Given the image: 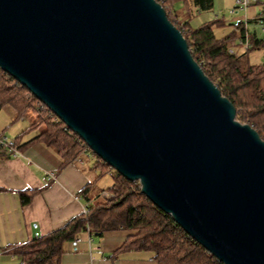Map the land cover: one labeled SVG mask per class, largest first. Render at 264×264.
<instances>
[{"label":"water","instance_id":"1","mask_svg":"<svg viewBox=\"0 0 264 264\" xmlns=\"http://www.w3.org/2000/svg\"><path fill=\"white\" fill-rule=\"evenodd\" d=\"M0 67L224 264H264V139L158 0H0Z\"/></svg>","mask_w":264,"mask_h":264},{"label":"trees","instance_id":"2","mask_svg":"<svg viewBox=\"0 0 264 264\" xmlns=\"http://www.w3.org/2000/svg\"><path fill=\"white\" fill-rule=\"evenodd\" d=\"M158 1L183 32L193 56L205 73L233 102L237 118L251 124L264 139V61L252 62L249 58V53L261 44L260 40L249 34V48L243 54H236L226 39L215 34L216 19L195 27L191 23L197 12L212 10L215 0ZM258 15L264 17V13ZM240 28L243 38L245 30L242 24ZM7 104L19 114L30 110L38 115L31 127L46 126L37 139L53 147L63 165L82 155L85 141L25 85L0 67V108ZM4 149L7 150L0 145V150ZM94 155L95 168L101 170L99 176L106 173L112 176L111 186L105 189L108 195L89 205L87 213H81L62 227L19 246V264H58L65 242L74 240L79 233L88 231L101 235L116 229H128L132 234L115 251V255L123 250H148L159 264H224L192 238L170 214L155 205L141 191L138 182L130 181ZM91 184H87L85 191ZM37 191H21L22 202H29Z\"/></svg>","mask_w":264,"mask_h":264},{"label":"crops","instance_id":"3","mask_svg":"<svg viewBox=\"0 0 264 264\" xmlns=\"http://www.w3.org/2000/svg\"><path fill=\"white\" fill-rule=\"evenodd\" d=\"M228 1L230 18L224 21L216 14L209 20L216 19L215 26L224 28V33L217 36L228 41L231 51L243 54L240 24L245 13L232 12L236 0ZM218 2L224 7L227 0ZM260 11V4H252L246 12L249 34L261 43L249 53L250 60L254 56L257 62L264 61V30L255 22ZM37 118L30 110L19 114L8 104L0 108V136L14 139L20 152L12 155L8 150H0V264H19V246L33 239L36 232L45 235L85 213L112 184L100 186L101 176L95 168L94 155L89 158L80 155L82 162L78 157L63 165L56 150L37 139L46 129L43 124L31 127ZM88 183L92 184L85 191ZM25 190H38L27 203L22 202L20 195ZM131 234L128 229L109 230L101 235L81 232L77 235L79 241L65 242L58 264H159L148 250H123L114 254Z\"/></svg>","mask_w":264,"mask_h":264},{"label":"built area","instance_id":"4","mask_svg":"<svg viewBox=\"0 0 264 264\" xmlns=\"http://www.w3.org/2000/svg\"><path fill=\"white\" fill-rule=\"evenodd\" d=\"M252 4H260L261 5V11L260 13H264V1L262 0H236L235 2V6L232 9V12H238V11H243L245 13V19L244 21L241 23L242 24V28L245 30V36L243 37V43L245 46V49L249 48L250 46V41H249V31L247 28V23H248V18L246 16V12H247V8L252 5ZM255 22L260 25V27L262 28V30H264V17L261 15H258L255 18ZM0 145L5 147L12 155H17L19 154V150H18V145L17 142L14 139H11L7 136H0ZM95 153L94 151L86 144V147L84 148L83 152H82V156H88L91 157L93 156ZM79 161L82 162L81 157L78 158ZM108 192L104 191L103 196H107ZM88 208L85 210V213H87ZM42 236L40 232H36L35 233V237H40ZM76 241H79L80 238H75Z\"/></svg>","mask_w":264,"mask_h":264},{"label":"rangeland","instance_id":"5","mask_svg":"<svg viewBox=\"0 0 264 264\" xmlns=\"http://www.w3.org/2000/svg\"><path fill=\"white\" fill-rule=\"evenodd\" d=\"M223 6L224 7H220V3L217 0L216 4L212 10L201 12V14H199L197 16V18L192 20V24L194 26H197L198 24H200L203 21L214 18L216 16V14H220L219 18L224 20V21H227L230 18V12H229L230 2L227 0V2ZM214 29H215L216 35H218V36H221L224 33V28L222 26L216 25L214 27ZM251 57H252L251 58L252 62H257L258 59L254 58V56H251ZM83 157L89 158L85 155ZM101 169L103 170L102 167H101ZM98 172H101V170L99 169ZM112 180L113 179H112V176L110 175V173H106L103 176H101V178H100V186H109L113 182ZM103 198H104V196L100 195L99 200H102Z\"/></svg>","mask_w":264,"mask_h":264}]
</instances>
